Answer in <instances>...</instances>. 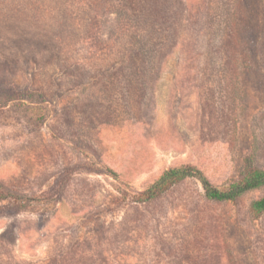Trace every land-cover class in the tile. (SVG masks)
I'll use <instances>...</instances> for the list:
<instances>
[{
  "label": "rangeland",
  "instance_id": "obj_1",
  "mask_svg": "<svg viewBox=\"0 0 264 264\" xmlns=\"http://www.w3.org/2000/svg\"><path fill=\"white\" fill-rule=\"evenodd\" d=\"M264 0H0V264H264ZM37 198V199H36Z\"/></svg>",
  "mask_w": 264,
  "mask_h": 264
},
{
  "label": "trees",
  "instance_id": "obj_2",
  "mask_svg": "<svg viewBox=\"0 0 264 264\" xmlns=\"http://www.w3.org/2000/svg\"><path fill=\"white\" fill-rule=\"evenodd\" d=\"M188 177L197 178L203 186L205 197L217 202L235 203L248 192L264 189V169L254 163L253 156H248L244 160L239 178L226 186H214L201 169L191 164H184L165 170L157 180L138 194L136 201L151 202ZM34 199H25L14 191L0 186V200H9L18 208L28 205ZM250 214L253 218H260L264 214V194L251 203Z\"/></svg>",
  "mask_w": 264,
  "mask_h": 264
}]
</instances>
